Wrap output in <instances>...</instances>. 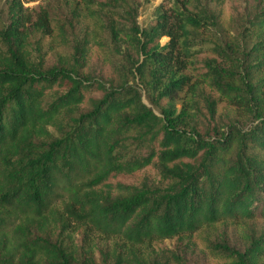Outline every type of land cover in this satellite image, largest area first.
Returning <instances> with one entry per match:
<instances>
[{
    "label": "trees",
    "instance_id": "trees-1",
    "mask_svg": "<svg viewBox=\"0 0 264 264\" xmlns=\"http://www.w3.org/2000/svg\"><path fill=\"white\" fill-rule=\"evenodd\" d=\"M227 2L5 1L0 264H264V0Z\"/></svg>",
    "mask_w": 264,
    "mask_h": 264
},
{
    "label": "rangeland",
    "instance_id": "rangeland-1",
    "mask_svg": "<svg viewBox=\"0 0 264 264\" xmlns=\"http://www.w3.org/2000/svg\"><path fill=\"white\" fill-rule=\"evenodd\" d=\"M6 0H0V7L3 6V4L5 3ZM24 1V6L31 9H35L38 10V8L40 6H45L46 4H49L53 7H57L61 12H66L67 14H69L70 12V8L74 3V0H23ZM161 0H149V2L144 3V1L142 0V5L139 8V17H138V21L140 24H145L146 22H148V20L150 19V12L152 11V9L154 8L155 5H157ZM229 4V0L228 2L224 5L223 11L224 13L227 14V6ZM55 33V32H54ZM162 41L164 42L165 39H162ZM41 44L43 46V50L47 51L48 54H51V51L49 49H52V52H61L62 48L60 47L59 41L56 37L52 38V37H45L42 41ZM241 223L239 222H228L226 224H217L215 225V229L214 231L216 232H221L224 230V228H226V232L228 233V235L233 236L231 238H238V235H240L241 231L243 230V226L240 225ZM249 227H253L256 229H261L264 227V223L261 219H255L251 222H249ZM62 238L65 237V235L63 234L62 236H60ZM233 240V239H232ZM235 241V240H234ZM237 241H235V243H237ZM197 243V250L194 252V255L192 257V259L194 261H196L197 254L205 249V242L200 239L196 241ZM166 245H170V242L166 241L165 242ZM101 245V243H99V246ZM106 246H108V242L106 243ZM212 264H215V260L211 261Z\"/></svg>",
    "mask_w": 264,
    "mask_h": 264
}]
</instances>
